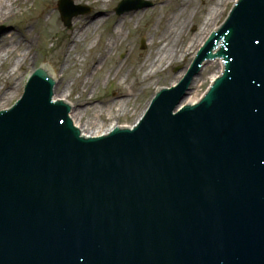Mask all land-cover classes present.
Returning a JSON list of instances; mask_svg holds the SVG:
<instances>
[{
	"label": "water",
	"instance_id": "95a60500",
	"mask_svg": "<svg viewBox=\"0 0 264 264\" xmlns=\"http://www.w3.org/2000/svg\"><path fill=\"white\" fill-rule=\"evenodd\" d=\"M246 8L250 14L257 9L252 3ZM237 17L241 20L244 14ZM253 48L254 44L250 45L247 53H254ZM263 55L260 62L254 63L260 74L264 73ZM220 62L205 64L200 75L194 77L187 103L197 101L216 74H221ZM254 66L243 67L237 75L241 94H225L231 108V113L227 110L224 115L227 123L219 118L210 124L198 112L186 111L171 119V113L163 109L155 114L156 120L162 119L158 127L151 129L153 122L142 125L131 137L110 139L114 146L108 155L87 146L83 153L57 156L68 152L65 147L72 140L71 130L60 128L64 126L63 110L49 106L46 95L41 109L52 121L48 120L45 126L62 130L64 142L53 147L54 141H50L33 155L26 154L24 168L29 174H37L38 187L54 197L51 204L40 205L35 199L31 205L48 210L43 217H50L48 222L60 236L44 260L36 264H55V256L66 264H264V96H260L264 95V80L246 76L255 70ZM43 69L55 79L53 73L44 66ZM177 93L174 90L171 98ZM187 95L182 91L176 106H184ZM32 96L14 116L24 118L30 113ZM59 99L64 101L55 98ZM238 99L250 113L249 122L256 115L259 132H246L240 127L232 131L236 125L232 117L239 113L235 103ZM161 101L172 104L170 95ZM36 105L37 102L31 109L32 121L40 124L45 116L36 110ZM155 108L152 106L150 111L156 112ZM116 128L126 127L118 124ZM76 178L88 183L82 185ZM19 190L24 191V196H13L12 191L9 200L17 210L0 209V221L4 214L24 209L27 190ZM85 190L93 196L84 198ZM73 206L78 209L73 210ZM67 218L74 229L65 230ZM146 222L158 235L150 238ZM44 223L42 220V227ZM72 244L83 249L85 262L73 259L77 251ZM39 257L40 254L33 261Z\"/></svg>",
	"mask_w": 264,
	"mask_h": 264
},
{
	"label": "rangeland",
	"instance_id": "374dc122",
	"mask_svg": "<svg viewBox=\"0 0 264 264\" xmlns=\"http://www.w3.org/2000/svg\"><path fill=\"white\" fill-rule=\"evenodd\" d=\"M45 1L46 0H37L36 2V0H30L26 6H18L17 8H20L19 10L21 13H24L31 8H33L34 11H38L41 8L42 3ZM120 1L121 0H108L104 6L107 16L106 14L98 15V17L106 19L104 25L97 32L91 33L88 39L77 47V51L82 50L85 54V57H82L83 61L79 62L73 60L66 62L64 69V54L67 48V39L70 36L72 27L67 28L64 26L58 12L59 0H55V8L52 12L53 14L51 16H45L44 19H46V23L54 24L55 22H58L60 26L59 32L53 35L55 30L51 26H45L42 20L29 28L31 35L35 39L32 52L33 57L30 61L25 63V70L20 72L18 77H16V80L13 78L10 79L11 83H20L18 88L20 89V92L18 96L14 97L10 101H8V98L3 101L0 99V110L9 108V106H12L20 98L25 83L34 69L44 64L51 63L55 67L58 76L61 77V85L58 92L63 91L66 86L70 85L71 89L69 90H71L73 93L70 101L74 106H76L79 101H83L87 99V96H90L99 99L100 102L96 103L97 107L107 108L108 105L110 108L113 103L117 104L119 102V100L116 98V93L120 90V88L123 86L129 89V87L132 86L134 96L129 99L128 104L129 110L131 112L127 115L117 117L116 120L122 126L130 127L134 125L146 110L149 101L151 100L152 96L154 95V91L157 88L156 85H153L152 87H149V90H145V87L152 85L154 81H157L159 86H170L173 78L176 75V71L178 68H180V66H177V64L174 63L173 66L160 71L155 77L151 78L147 82H141V84H137L136 82V79L142 81V72L145 71L146 66L144 69H141V67H143L142 63L146 60L149 51L152 50V48L149 46L152 35L156 31H162L166 23L169 22L171 17L182 6L184 0H164L165 5L160 4L159 0H148L154 4L152 8L138 12H131L118 17L114 13V10ZM74 2L76 4L89 6L91 9L89 14L83 16H90L95 13L88 1L84 2V4L76 2V0H74ZM219 2H221L219 5V10L222 13L218 15L219 18L217 19V22L221 24L229 13L235 0H193L191 6L197 7V11L192 17V22H189V25L184 32L185 36H183L181 39V42L183 41V43H181V50H184L188 42L200 31L204 19L211 7L218 5ZM191 8H188V11H190ZM34 14H37V12H34ZM25 18L26 16H18L12 18V22L20 25L22 19ZM161 19L162 22L159 23ZM123 20L125 21L123 39L114 45V54L110 55L108 59L104 61L102 68H100L98 72L92 76L94 66H96L101 60L99 53L102 51L104 43L107 44L110 41L116 25ZM3 28L6 29L1 32V29ZM11 31L12 28L0 25V37L4 34L10 33ZM142 41H144L145 49H142ZM92 44L95 45L94 51L96 52L88 51V47ZM74 55L76 54H73V56ZM185 58L186 61L183 62V66L181 68L188 67L192 61V54H188ZM68 63L69 67L66 68ZM7 69L8 67L6 66L2 68L3 71H6ZM118 69L121 70L118 74H116ZM126 74L129 75L127 82L124 83L123 78ZM109 75L110 78H107ZM86 78H89L90 80V82L87 84V92L82 95L81 98H78L80 93H82L83 84ZM74 82L76 83L74 84ZM4 87L5 83L3 82L2 78H0V88ZM103 101L107 105H102L101 102ZM77 109L78 108L76 106V110ZM93 114L94 113L89 110L86 113L83 122L88 120V118L97 119L94 117L95 114ZM107 114L108 113L106 112V114L102 116V119L107 124H109L110 119L107 117Z\"/></svg>",
	"mask_w": 264,
	"mask_h": 264
},
{
	"label": "bare ground",
	"instance_id": "6f19581e",
	"mask_svg": "<svg viewBox=\"0 0 264 264\" xmlns=\"http://www.w3.org/2000/svg\"><path fill=\"white\" fill-rule=\"evenodd\" d=\"M29 1L30 0H0V25L12 28L10 33L4 34L0 37V78H2L3 82L5 83V87L0 88V99H2V101L6 100L7 98L8 101H10L14 97L18 96L20 92V89H18L20 83H11L10 79L13 78L16 80V77H18L20 72L25 70V63L28 60L30 61L33 57L32 51L34 48L35 39L31 35L29 28L42 20L45 26H51L55 30L53 35L58 33L60 29L58 22H55L54 24L46 23V19H44L45 16H51L53 14L52 12L55 8V0H46L42 3L41 8L38 11H34L33 8H31L24 13H21L19 10L20 8L17 7H24ZM86 1L89 2L95 13L90 16L80 17L73 21L70 36L67 39V48L64 54V69L66 62L73 60L79 62L83 61L82 57H85V54L82 50L77 51L78 45L85 42L91 33L97 32L104 25L106 20L105 18L98 17V15L106 14L107 16L104 6L108 0H76V2L79 3H84ZM141 2L142 0H132L128 3L139 4ZM128 3L126 2L124 5H127ZM159 3L165 5L164 0H159ZM192 3L193 0H184L182 6L171 17L169 22L166 23L162 31L154 32L152 39L149 42V46L152 48V50L149 51L146 60L142 63L143 67H141V69H144L146 66V69L144 72H142V81L136 79L137 84H141V82H147L151 78L155 77L160 71L173 66L174 63H176L177 66H180V68H178L176 71V75L172 80L171 86L175 85L180 80L182 81L185 69L181 67L183 66V62L186 61L185 57L190 52H192V55H194L197 52V48L201 47L207 40V37L212 32V29H215L213 26L218 18L219 5L221 2H219L218 5L211 7L204 19L200 31L188 42L184 50H181V43H183V41L181 42V39L183 36H185L184 32L197 11V7L191 6ZM188 8H191L192 12L191 10L188 11ZM34 12H37V14H34ZM18 16H26L25 19H22L20 25L12 22V18ZM161 22L162 19L159 23ZM124 26V20L118 23L114 29V33L111 36L110 41L107 44L104 43L102 51L99 53L101 60L96 66H94L92 76L98 72L100 68H102L104 61H106L110 55L114 54V45L123 39ZM94 46V44L90 45L88 47V51L96 52L94 51ZM73 54L76 55L73 56ZM191 59L194 60V57ZM68 65L69 63L66 65V68L69 67ZM5 66L8 67V69L3 71L2 68ZM44 68H47L50 74L53 73V76L57 80L56 86L54 88V99L64 98V101H69L71 104L70 98L73 95L72 91L69 90L71 89V86L68 85L63 91L58 92L61 85V77L58 76L55 67L51 63L45 64ZM120 70L121 69H118L116 74H118ZM128 75L129 74H126L124 76V83L127 82ZM107 78H110V75L107 76ZM89 82V78H86L83 84L82 93H80L78 98H81L82 95L87 92V84ZM155 82L156 81H154L152 85L145 87V90H149V87H152ZM75 83L76 82H74V84ZM116 94V98L119 100V102L117 104L113 103L110 108L107 104H105L104 101L101 102V104H104V106L107 105V108L97 107L96 103L100 102L99 99L90 96H87V99L79 101L78 104H76L78 108L77 110L76 106L71 104V118L76 126H80L81 130L86 136H102L103 133H109L110 130H114L118 126L119 123L116 120L117 117L127 115L131 112L129 110L128 104L129 99L134 96L132 86L129 87V89L122 86ZM89 110L95 114L94 117L97 119L88 118V120L83 122V119ZM106 112L108 113L107 117L110 119L109 124H107L102 119V116H104ZM138 123L139 122L137 121L134 125H137Z\"/></svg>",
	"mask_w": 264,
	"mask_h": 264
}]
</instances>
